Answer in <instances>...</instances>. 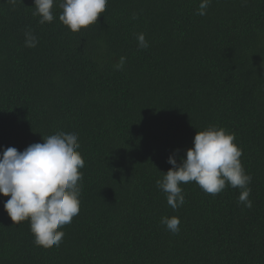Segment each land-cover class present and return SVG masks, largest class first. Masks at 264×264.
<instances>
[{
	"label": "trees",
	"instance_id": "obj_1",
	"mask_svg": "<svg viewBox=\"0 0 264 264\" xmlns=\"http://www.w3.org/2000/svg\"><path fill=\"white\" fill-rule=\"evenodd\" d=\"M200 3L108 0L72 33L58 4L40 24L34 0H0V153L63 131L84 160L80 211L58 247L35 246L0 196V264H264V0H211L204 16ZM209 126L234 134L251 208L240 189L213 196L189 182L173 210L158 189L169 156L180 163ZM173 216L178 234L161 224Z\"/></svg>",
	"mask_w": 264,
	"mask_h": 264
},
{
	"label": "clouds",
	"instance_id": "obj_2",
	"mask_svg": "<svg viewBox=\"0 0 264 264\" xmlns=\"http://www.w3.org/2000/svg\"><path fill=\"white\" fill-rule=\"evenodd\" d=\"M15 6L18 0H7ZM22 3V0H19ZM108 0H34L33 15L40 24L54 20V4L61 9L59 21L72 33L95 25L106 10ZM211 0H201L197 15H206ZM136 19V16H133ZM25 47L35 48L37 37L30 29L24 33ZM138 47L149 45L143 33L137 34ZM126 57H119L113 68L121 70ZM25 150L8 147L0 153V196L8 197L4 209L13 225L27 221L37 247H58L64 236L61 231L80 211V181L84 160L79 153L78 135L59 131L42 137ZM234 134L223 128L209 126L197 131L193 147L186 158L177 163L176 150L167 163L172 165L156 184L164 192L168 205L177 210L185 203L181 184L195 182L202 191L213 196L226 186L240 189L238 203L252 207L248 199L251 176L246 174L240 157L241 149L234 143ZM161 224L173 234L180 231L178 217H162Z\"/></svg>",
	"mask_w": 264,
	"mask_h": 264
}]
</instances>
